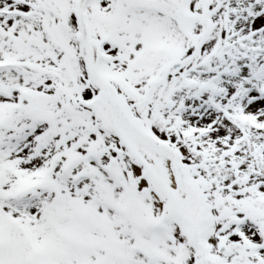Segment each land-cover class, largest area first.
I'll use <instances>...</instances> for the list:
<instances>
[{
    "label": "snow or ice",
    "instance_id": "1",
    "mask_svg": "<svg viewBox=\"0 0 264 264\" xmlns=\"http://www.w3.org/2000/svg\"><path fill=\"white\" fill-rule=\"evenodd\" d=\"M0 264H264V0H0Z\"/></svg>",
    "mask_w": 264,
    "mask_h": 264
}]
</instances>
